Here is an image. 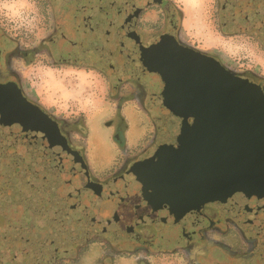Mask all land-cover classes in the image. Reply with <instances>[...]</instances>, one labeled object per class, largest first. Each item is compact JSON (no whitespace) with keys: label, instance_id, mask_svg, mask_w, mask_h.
<instances>
[{"label":"flooded vegetation","instance_id":"af4514ba","mask_svg":"<svg viewBox=\"0 0 264 264\" xmlns=\"http://www.w3.org/2000/svg\"><path fill=\"white\" fill-rule=\"evenodd\" d=\"M27 1L25 38L0 21V86L10 90L14 116L0 107V264H76L95 248L107 259L111 246L130 251L124 258L133 264H264V195L235 192L183 214L154 210L133 173L178 145L182 120L164 105L165 83L152 70L173 50L211 58L264 93V0H211L209 33L248 40L242 58L205 42L178 0ZM41 66L85 69L104 82L99 121L118 152L113 160L93 162L83 113L57 116L38 100L29 82ZM27 105L47 126L23 119L34 120ZM67 149L93 189L65 187L84 176L71 175Z\"/></svg>","mask_w":264,"mask_h":264},{"label":"water","instance_id":"95a60500","mask_svg":"<svg viewBox=\"0 0 264 264\" xmlns=\"http://www.w3.org/2000/svg\"><path fill=\"white\" fill-rule=\"evenodd\" d=\"M152 70L161 75L163 103L181 118L182 128L176 148L163 146L156 161L142 162L133 170L147 203L154 210L169 208L183 214L235 192L264 195V93L260 87L234 77L211 58L183 49L170 52L165 66ZM9 93L0 86V107L14 119ZM27 107L28 117L34 120L23 118L26 122L47 126L48 118L38 108ZM67 156L71 175L81 172L84 176L81 184L67 179L70 184L65 187L93 189L82 159L68 149ZM3 164L11 173L10 161Z\"/></svg>","mask_w":264,"mask_h":264},{"label":"rangeland","instance_id":"374dc122","mask_svg":"<svg viewBox=\"0 0 264 264\" xmlns=\"http://www.w3.org/2000/svg\"><path fill=\"white\" fill-rule=\"evenodd\" d=\"M178 1L184 9L185 20L193 17L195 30L202 35L205 42H220L223 50L226 52L231 49L237 51L241 58L251 54V51H248L250 48L248 40L237 38L222 41L209 33L210 14L208 11L212 4L211 0ZM29 10L30 6L27 0H0V21L11 33L18 31L25 38L29 30ZM34 71L35 78L29 82V88L38 95V100L48 110L57 116L75 117L79 113L86 116L90 126H86L87 135L83 144L85 147L87 146L93 162L95 159H100L99 161L104 163V160L101 159L102 155L105 157L112 155L111 160H113L118 152L109 141L107 128L100 122L103 115L101 112L107 106L104 101V82L93 72L85 69L41 66ZM32 75L30 74V77H33ZM129 252L111 246L110 256L106 259L101 251L95 248L91 249L76 264H133L132 260L124 258L128 256ZM61 253L58 258L61 257ZM64 256L68 257L67 254Z\"/></svg>","mask_w":264,"mask_h":264}]
</instances>
